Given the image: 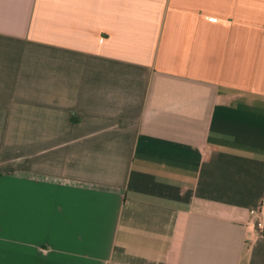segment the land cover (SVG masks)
Instances as JSON below:
<instances>
[{"label":"crops","instance_id":"1","mask_svg":"<svg viewBox=\"0 0 264 264\" xmlns=\"http://www.w3.org/2000/svg\"><path fill=\"white\" fill-rule=\"evenodd\" d=\"M264 0H0V264H264Z\"/></svg>","mask_w":264,"mask_h":264},{"label":"built area","instance_id":"2","mask_svg":"<svg viewBox=\"0 0 264 264\" xmlns=\"http://www.w3.org/2000/svg\"><path fill=\"white\" fill-rule=\"evenodd\" d=\"M251 213H252L253 215L256 214L254 211H251ZM255 218L257 219L256 224H255L256 230H257V232H258L260 235H263V236H264V224H263L261 221H259V219H258V215H255Z\"/></svg>","mask_w":264,"mask_h":264}]
</instances>
